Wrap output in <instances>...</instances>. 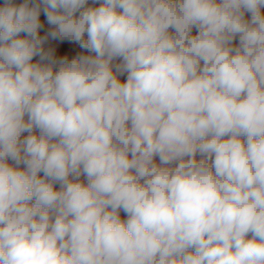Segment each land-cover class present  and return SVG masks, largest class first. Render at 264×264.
I'll list each match as a JSON object with an SVG mask.
<instances>
[{"label":"clouds","instance_id":"1","mask_svg":"<svg viewBox=\"0 0 264 264\" xmlns=\"http://www.w3.org/2000/svg\"><path fill=\"white\" fill-rule=\"evenodd\" d=\"M0 264H264V0H3Z\"/></svg>","mask_w":264,"mask_h":264},{"label":"crops","instance_id":"2","mask_svg":"<svg viewBox=\"0 0 264 264\" xmlns=\"http://www.w3.org/2000/svg\"><path fill=\"white\" fill-rule=\"evenodd\" d=\"M89 3L91 4V0H89ZM42 19H43V16H42ZM49 27L50 26L47 25V23L45 22L44 30H47ZM57 43H59V42H50V45L55 46ZM61 50L62 51L67 50L72 55H75L76 53L83 51L79 48L78 45H75V44H71V45L65 44ZM24 135H27V133H25ZM82 179H83V177H82ZM121 215L123 216L124 214L121 213Z\"/></svg>","mask_w":264,"mask_h":264},{"label":"trees","instance_id":"3","mask_svg":"<svg viewBox=\"0 0 264 264\" xmlns=\"http://www.w3.org/2000/svg\"><path fill=\"white\" fill-rule=\"evenodd\" d=\"M14 2H15V3H21L22 0H14ZM2 4H3V0H0V5H2Z\"/></svg>","mask_w":264,"mask_h":264}]
</instances>
